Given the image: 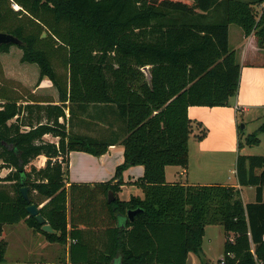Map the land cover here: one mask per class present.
I'll return each mask as SVG.
<instances>
[{
	"label": "trees",
	"instance_id": "trees-1",
	"mask_svg": "<svg viewBox=\"0 0 264 264\" xmlns=\"http://www.w3.org/2000/svg\"><path fill=\"white\" fill-rule=\"evenodd\" d=\"M255 2L264 0H0V32L20 40V60L37 64L38 81L49 79L59 102L37 105L30 97L22 106L0 91V169L12 168L0 177V263L7 246L3 225L21 220L51 241L68 243L70 264H188L190 252L212 264L202 253L207 225L225 231L223 264L264 261V151L236 159L238 184L255 188L247 203L231 185L165 178L166 166L188 164V107L227 106L237 94L240 65L228 43L229 25L263 45L264 7L257 18ZM12 45L0 44V52ZM74 104L81 114L100 107L110 119L113 112L122 126L108 139L73 132L59 118L65 110L73 116ZM34 107L44 109L46 123L27 131L8 124ZM237 130L238 148L259 145L264 120L244 141ZM44 134L57 136V143L41 140ZM117 142L124 160L110 180L64 187L62 162L70 151L100 156ZM39 155L46 159L37 168L31 162ZM135 165L144 172L130 183L143 198L120 200L122 172ZM22 186L32 203L46 201L39 213L59 234L44 233L28 215ZM80 186L90 192L75 191ZM135 208L141 210L131 221L127 211Z\"/></svg>",
	"mask_w": 264,
	"mask_h": 264
},
{
	"label": "crops",
	"instance_id": "crops-1",
	"mask_svg": "<svg viewBox=\"0 0 264 264\" xmlns=\"http://www.w3.org/2000/svg\"><path fill=\"white\" fill-rule=\"evenodd\" d=\"M252 1V0H248ZM261 8L264 7V2L261 3ZM199 12L198 9L195 13ZM260 14V13H259ZM258 14V17H259ZM257 17V18H258ZM228 27V43L232 50L235 51L237 62L240 65V81L237 94L230 98L227 106H189L187 109L188 117L193 121L191 138L188 141V164L186 167L168 165L165 167V178L167 182H179L181 184H222L231 185L238 188L243 195L246 186L238 184L235 163L239 153L243 152V147L238 148V121L240 120L245 128V120L253 119V116L264 114V43L259 45L254 34L247 37L243 35L240 27ZM51 81L43 78L38 81L36 87L32 90V99L36 100L37 105H47L48 103H59L58 99L49 94L51 93ZM53 102H49V101ZM27 103L25 100H19L18 104L24 106ZM66 117L59 118L60 122L65 121L70 129V121L68 119V111L65 110ZM90 117V113L85 112L78 117ZM105 116L100 107L93 108V123L94 132H73L79 134H88L97 139H108L113 136V132L119 130L122 123L117 119L116 115L109 114ZM244 119V122H243ZM44 109L37 107L31 111L22 110L17 116L8 121L10 123L20 124L21 131H27L31 126L46 123ZM82 121H76L73 127L80 126ZM199 122V124H195ZM69 125V126H68ZM240 126V125H239ZM81 127V126H80ZM72 131V130H71ZM202 131L205 134L198 138ZM45 142L57 143L58 137L52 134H44L42 139ZM124 147L120 142L111 144L107 151L100 155L94 156L84 151H70L67 156V162H62L64 173L65 188L68 189L71 183L86 184L90 188L97 182L110 180L115 173L117 165L124 160ZM36 160L39 163L37 168L44 165L46 157L39 155ZM60 160V158H59ZM36 164L35 161H33ZM33 162H31L33 164ZM0 163L2 161L0 160ZM64 163V164H63ZM12 168L3 167L0 169V177L7 175ZM5 172V173H4ZM144 168L142 165L130 166L123 170L122 180L124 184L120 185L117 196L120 200H128L131 196L143 198V192L135 184L130 182L135 181L143 175ZM115 181V180H114ZM90 188L76 187L75 191L90 192ZM255 192L252 196L254 199ZM100 197V196H99ZM46 201L38 205L40 208ZM244 203H247L243 200ZM3 225L1 238L4 239L6 226ZM11 232L15 234L16 240L22 242L24 238H30L41 245L40 248L47 251V256H42L36 259L41 260L45 264H70L68 257V243L62 244L56 241H51L41 232L30 227L25 221L21 220L18 223L11 224ZM206 227V226H205ZM226 238V237H225ZM224 243V242H223ZM37 244V245H38ZM8 246V245H7ZM7 246L6 251L7 253ZM190 254L187 256V263ZM222 257V256H221ZM35 259V260H36ZM220 259V258H219ZM40 262V261H39ZM31 262L30 264H34ZM0 264H29L25 260H8L4 255V262Z\"/></svg>",
	"mask_w": 264,
	"mask_h": 264
},
{
	"label": "rangeland",
	"instance_id": "rangeland-1",
	"mask_svg": "<svg viewBox=\"0 0 264 264\" xmlns=\"http://www.w3.org/2000/svg\"><path fill=\"white\" fill-rule=\"evenodd\" d=\"M248 1V0H245ZM261 3L255 2L252 4V11L254 15L257 17L258 14L261 12ZM232 27H238L236 25H232ZM22 50L16 46L15 44L10 46L9 50L7 52H0V91L5 92L7 95L12 97H17L19 100H27L31 97V94H33L32 90L36 87L38 83V66L36 63H24L21 59ZM56 66L58 70L62 73H64V69L59 66L56 63ZM51 85V84H50ZM51 94L54 99H58V93L54 86L51 85ZM35 95V94H33ZM74 110L75 114L73 116H70V130H76L79 132H94V123H93V109H88V113H90V117L83 116L81 118L78 117V115L81 113H78L76 110V105L74 104ZM240 120H241V116ZM82 121L81 127L75 126L73 127V124H76V121ZM238 121V125H240L242 122ZM264 120V114L254 115L253 119H246L245 128L242 129L243 139L252 132H255L258 128V126L263 122ZM68 125V126H69ZM260 139V144L256 146L247 147L243 145V152H247L248 154H262L264 151V135L262 133L257 134ZM197 136V135H196ZM192 136L190 135V138ZM32 160L36 162V164L33 165L37 166L39 163L36 160ZM64 164V163H63ZM5 173V172H4ZM245 193L243 195V200L245 202L253 201L252 196L255 192V188L253 186H246ZM14 227L11 226V224L6 226V233L4 237V241L6 242L7 246V253L4 255L8 258V260H25L29 262H35L34 264H45L44 262L41 263L40 257L47 256V251L45 249L40 248L41 245H39L36 240L33 241L30 238H24L22 242H19L16 240L15 234H13V228L11 232V228ZM225 231L224 229L219 225H207L204 230V235L202 238V253L203 257L212 264H217V262L221 259V256L223 255V242L225 241ZM232 237V234H230V238ZM38 244V245H37ZM189 264H202L201 259L199 256H197L194 253H189ZM39 258V259H36ZM220 258V259H219ZM36 259V260H35ZM40 261V262H39Z\"/></svg>",
	"mask_w": 264,
	"mask_h": 264
},
{
	"label": "water",
	"instance_id": "water-1",
	"mask_svg": "<svg viewBox=\"0 0 264 264\" xmlns=\"http://www.w3.org/2000/svg\"><path fill=\"white\" fill-rule=\"evenodd\" d=\"M3 43H13V44H20V40L16 38L15 36L11 34H6L0 32V44ZM143 71L146 73V76L148 80L150 79V74L148 72V67H143ZM243 124H240V127L243 128ZM21 194L23 198L27 202L26 206V211L29 216H34L35 220L40 224V229L44 233H49V234H59V231L54 229L48 222H46L45 218L39 213V208L36 204L32 203L30 200V195H29V187L28 186H22L20 188ZM114 194L112 190L108 191V201L113 200ZM140 208H135V209H129L127 211V216L129 220H133L134 216L140 211Z\"/></svg>",
	"mask_w": 264,
	"mask_h": 264
},
{
	"label": "built area",
	"instance_id": "built-area-1",
	"mask_svg": "<svg viewBox=\"0 0 264 264\" xmlns=\"http://www.w3.org/2000/svg\"><path fill=\"white\" fill-rule=\"evenodd\" d=\"M12 7L15 9V10H17L19 7H18V5H16V4H12ZM224 263V260H223V257H221V259H220V264H223ZM257 264H264V261H258L257 262Z\"/></svg>",
	"mask_w": 264,
	"mask_h": 264
}]
</instances>
